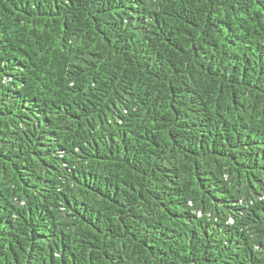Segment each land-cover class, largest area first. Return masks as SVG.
Here are the masks:
<instances>
[{"label": "trees", "instance_id": "16d2710c", "mask_svg": "<svg viewBox=\"0 0 264 264\" xmlns=\"http://www.w3.org/2000/svg\"><path fill=\"white\" fill-rule=\"evenodd\" d=\"M0 264H264V0H0Z\"/></svg>", "mask_w": 264, "mask_h": 264}]
</instances>
